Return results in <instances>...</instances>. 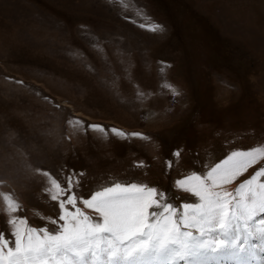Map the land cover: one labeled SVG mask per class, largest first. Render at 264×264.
<instances>
[{
	"label": "rangeland",
	"instance_id": "374dc122",
	"mask_svg": "<svg viewBox=\"0 0 264 264\" xmlns=\"http://www.w3.org/2000/svg\"><path fill=\"white\" fill-rule=\"evenodd\" d=\"M140 23L164 31L153 34ZM93 42L104 45L106 61L90 49ZM78 49L86 58L73 55ZM161 63L171 66L163 75ZM69 115L108 131L73 130ZM111 128L150 139L116 137ZM258 145L264 0H0V193L22 205L31 226L51 228L44 218L55 216L37 167L57 177L83 170L85 197L113 181H141L179 205L193 200L172 187L175 178ZM138 161L148 167H135ZM239 182L224 187L234 191ZM5 220L0 215V230ZM263 256L257 249L255 260L215 264H261Z\"/></svg>",
	"mask_w": 264,
	"mask_h": 264
},
{
	"label": "snow or ice",
	"instance_id": "6c2138e0",
	"mask_svg": "<svg viewBox=\"0 0 264 264\" xmlns=\"http://www.w3.org/2000/svg\"><path fill=\"white\" fill-rule=\"evenodd\" d=\"M139 27L153 34L164 31L158 23H140ZM81 31L92 35L86 26ZM89 47L99 59L107 60L103 44L93 42ZM120 54V50L113 53ZM73 55L86 58L79 49ZM86 67L94 71L91 64ZM167 67L171 66L161 63L162 75ZM163 87L179 95L171 84L165 82ZM34 92L42 96L39 90ZM42 98L45 102L51 99ZM67 126L85 132L108 131L70 115ZM110 131L125 139H150L142 133ZM172 156L178 163L181 150ZM134 166L148 167L143 161ZM174 166L173 160L167 161L169 170ZM249 169L255 170L241 180ZM35 173L42 175L43 196L54 206L55 216L44 218L52 227L31 226L20 215L22 205L10 194L0 193L4 203L0 215L6 217V229L0 230V264H215L222 259L255 260L257 249L264 254V145L233 150L202 172L191 169L175 178L172 187L193 200L179 205L167 191L147 182L113 181L85 197L80 192L83 170L68 169L57 177L37 167ZM236 181L240 182L234 191L225 189Z\"/></svg>",
	"mask_w": 264,
	"mask_h": 264
},
{
	"label": "bare ground",
	"instance_id": "6f19581e",
	"mask_svg": "<svg viewBox=\"0 0 264 264\" xmlns=\"http://www.w3.org/2000/svg\"><path fill=\"white\" fill-rule=\"evenodd\" d=\"M264 257V256H263ZM234 264V263H233ZM236 264V263H235Z\"/></svg>",
	"mask_w": 264,
	"mask_h": 264
}]
</instances>
